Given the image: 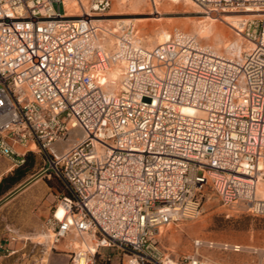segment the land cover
Returning <instances> with one entry per match:
<instances>
[{
	"label": "built area",
	"instance_id": "1",
	"mask_svg": "<svg viewBox=\"0 0 264 264\" xmlns=\"http://www.w3.org/2000/svg\"><path fill=\"white\" fill-rule=\"evenodd\" d=\"M191 1L241 16L231 27L250 47L223 55L175 28L145 48L126 24L107 52L96 19L109 0L78 15L64 0H0V155L19 163L32 144L62 185L30 241L41 253L17 264H47L46 246L65 264H206L198 239L170 255L160 227L195 218L209 197L264 215V16L244 17L264 0ZM110 67L122 71L114 92L99 82ZM71 129L80 136L59 150Z\"/></svg>",
	"mask_w": 264,
	"mask_h": 264
},
{
	"label": "rangeland",
	"instance_id": "2",
	"mask_svg": "<svg viewBox=\"0 0 264 264\" xmlns=\"http://www.w3.org/2000/svg\"><path fill=\"white\" fill-rule=\"evenodd\" d=\"M80 1L86 8L89 0ZM109 2V7L96 22L106 28L110 43L118 26L132 24L137 44L144 47H152L164 40V34H169L175 28L191 33L200 43L211 46L223 55H241L248 44L232 27L218 19L219 14L207 11L189 0H155V3L153 0ZM79 7L74 0H64L67 14H79ZM30 147L33 149L26 152V160L30 164L25 175L7 190L11 195L25 191L35 195L34 205L48 206L50 212L62 191V185L51 173L45 152L37 150L32 144ZM15 165L9 156L0 155V177ZM256 194L264 197V181H258ZM156 237L163 249L172 256L192 252L193 240L198 239L202 244L197 247V251L206 257L207 264H264V253L257 251L264 250V215L253 214L239 203L226 206L211 197L201 200L200 210L195 218L163 224ZM42 239L39 235L27 239L28 247L23 259L35 251L41 253L42 246H37V249L30 248V241ZM77 241V238H71L69 245L75 246ZM208 241L212 244L205 243ZM216 243H226L227 246ZM233 245L239 247L232 248ZM56 246L65 248L66 239L58 242ZM2 253L6 251L0 250V255ZM42 256H46L47 264H65L63 251L47 249ZM11 259L13 257L10 255L0 256V264H13ZM18 262L19 260L15 264Z\"/></svg>",
	"mask_w": 264,
	"mask_h": 264
},
{
	"label": "crops",
	"instance_id": "3",
	"mask_svg": "<svg viewBox=\"0 0 264 264\" xmlns=\"http://www.w3.org/2000/svg\"><path fill=\"white\" fill-rule=\"evenodd\" d=\"M34 196L26 191L13 195L8 190L0 193V250L13 249L0 256H12L13 264L23 259L22 252L26 251L23 245L28 243L27 239L33 235L42 237L43 221L49 208L34 205Z\"/></svg>",
	"mask_w": 264,
	"mask_h": 264
},
{
	"label": "bare ground",
	"instance_id": "4",
	"mask_svg": "<svg viewBox=\"0 0 264 264\" xmlns=\"http://www.w3.org/2000/svg\"><path fill=\"white\" fill-rule=\"evenodd\" d=\"M78 1V0H76ZM191 1V0H189ZM153 2L155 3V0H153ZM193 2V1H192ZM194 3V2H193ZM79 6H80V10L81 9H85V5L82 1H80V3H77ZM65 15H70V14H67L65 13ZM73 15H78V14H73ZM264 16V12H254L253 14L251 15H246L244 17H263ZM241 16H239L238 14H227V13H221L219 14L218 16V19L221 20L222 22L228 24L230 27L234 26L236 24V20L240 19ZM239 34V33H238ZM107 36H105L104 38V45H105V50L108 52L111 48H112V45L114 43V40H115V37L114 39L112 40V42L110 43L109 42V35L106 34ZM136 37V36H135ZM167 37H168V34L165 33L164 34V40L162 41H159L157 44H161L163 42H165L167 40ZM247 42V41H246ZM248 44L246 45V47L244 48V51L247 50L248 47H250V43L247 42ZM155 44V45H157ZM141 46V45H140ZM154 46V45H153ZM142 47H144L142 45ZM145 48H150V47H145ZM121 74H122V71L120 69H117V68H108L107 70H105V73L104 75L105 76H102V75H99V82H107V84L110 85V88H108V91H112L114 92L115 91V88H116V84H117V81L120 79L121 77ZM182 111L184 112H194V110H192L189 106H183L182 107ZM80 136V132L77 130V129H71L70 130V134L69 136L67 137V139L65 140V143H61L59 144L58 146V149L59 150H63L65 149L69 144H71L74 140H76L78 137ZM258 184V182H257ZM257 184L255 186V192H256V188H257ZM62 213V206L60 203H57V207H56V215L57 216H60ZM205 244V243H204ZM216 244H219V245H223V244H226V243H216ZM227 245V244H226ZM224 247V246H223ZM233 247H239V245H233ZM48 249V247L46 246L45 249H44V252ZM260 254L264 253V250H257ZM207 264V262H206Z\"/></svg>",
	"mask_w": 264,
	"mask_h": 264
},
{
	"label": "trees",
	"instance_id": "5",
	"mask_svg": "<svg viewBox=\"0 0 264 264\" xmlns=\"http://www.w3.org/2000/svg\"><path fill=\"white\" fill-rule=\"evenodd\" d=\"M26 155L27 153L25 152L23 155V160L19 163H16V165L10 171L0 177V193L9 189L13 183L19 181L25 175L26 169L30 164L26 160Z\"/></svg>",
	"mask_w": 264,
	"mask_h": 264
}]
</instances>
